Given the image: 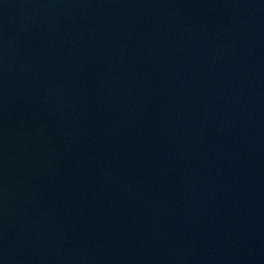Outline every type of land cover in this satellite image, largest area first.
Listing matches in <instances>:
<instances>
[{
	"label": "water",
	"instance_id": "obj_1",
	"mask_svg": "<svg viewBox=\"0 0 264 264\" xmlns=\"http://www.w3.org/2000/svg\"><path fill=\"white\" fill-rule=\"evenodd\" d=\"M0 264H264V0H0Z\"/></svg>",
	"mask_w": 264,
	"mask_h": 264
}]
</instances>
